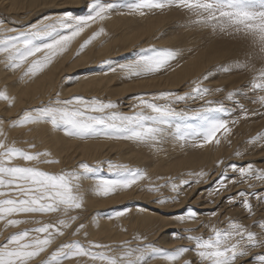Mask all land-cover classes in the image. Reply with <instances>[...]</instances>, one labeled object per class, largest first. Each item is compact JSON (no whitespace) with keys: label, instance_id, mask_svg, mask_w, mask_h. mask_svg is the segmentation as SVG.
Masks as SVG:
<instances>
[{"label":"rangeland","instance_id":"1","mask_svg":"<svg viewBox=\"0 0 264 264\" xmlns=\"http://www.w3.org/2000/svg\"><path fill=\"white\" fill-rule=\"evenodd\" d=\"M102 2L116 5L108 13L116 18L122 17L124 21L129 22L130 20V22H135L134 27L136 29L142 26L141 24L145 21L150 22L154 27L152 33L149 37H144V39L142 38L143 40L140 39L138 42L131 44L125 51L111 54L96 62L91 61L86 64H80L71 70L73 73L65 70L63 72L64 74L62 73L63 75H60L61 82L59 81L58 87L54 92L50 91V94L47 93L43 98L38 97L36 99L37 103L32 105L25 104L20 109H17L18 111L15 109L16 99L8 93L7 89L16 88L21 82L29 83L43 76L57 65V62L52 64L55 58V61H57L64 53L71 55L67 63L69 65L78 60L80 56L89 53L90 50L97 51L101 49L117 36L107 27L106 22L100 21L99 24V21H97V25L93 24L89 28L91 30L88 29L85 32V36L83 35L80 38L78 37V39H74L78 42L77 44L73 40L65 51L56 55L59 56L58 58L55 57L45 69L38 72L35 76L23 75L27 65L17 70L7 69L5 73L10 77L8 76V80H0V90L6 91L7 95L13 100L11 104L8 101L0 100V121L4 122L3 131L5 136H7L8 130L12 128L10 124L19 119L24 111L39 107L42 104H47L50 99H55L56 93H60V88L64 89V92L67 93L63 95L60 93L61 99H67L74 95H80L85 98L96 97L105 102H115L117 108L110 111L131 114L139 110V108L134 107V105L138 104L137 97L143 96L146 99H150L153 94L164 91H176L183 95L191 91L193 81L202 80L205 76L208 78L202 80V86L210 89V93L204 99H189L175 104L174 107L178 111L185 110L191 113L202 107L216 108L223 105L225 110L215 112L213 115L218 119L228 121V127L231 131L227 134L223 133V131L217 133V138L220 140L218 145L213 142L211 144H205L203 147L194 146L193 141L186 143L177 142L171 138L166 139L158 145L110 138L113 141L116 140L127 147H131L134 152L144 157V161L143 163H132L121 159L113 152L100 159V161L105 163L98 168L94 176L113 178L109 174L107 164V162L111 161L113 164H124L134 169H140L146 174V178L138 181L130 189L122 190L117 194L107 197L98 196L92 192L91 189L94 184V179H82L80 183L84 197L90 195L92 199L96 198L95 200L102 204L97 208H89L87 205V208L84 203L83 208L71 212L70 215L77 216L78 219L69 229L65 230L63 236H58L49 249L33 260L31 264H43V261L47 260L60 244L73 240L79 241L85 246H89V242L106 245L112 249L109 252L110 255H119L123 252L121 246L125 245L126 242L127 246L132 248L142 244H151L165 251H171L179 247L194 249L195 246L192 241L181 237L192 235L207 238L211 235L213 225L220 228L226 227L229 219L236 220L250 227L254 232H259L260 229L254 225V222L257 224L264 222V201L257 199L258 196L264 195V182L258 181L254 177L247 179V182H245L241 179L239 172L234 171L231 167V165H236L238 169L239 167H246L248 164H252L255 170H264V140L255 142L257 134L264 135V107L258 102H253L257 101L258 97L264 95V93L252 88L254 77L258 75L260 69H264V55L260 53L259 47L253 45L250 38H245L242 35L221 34L218 31H213L211 27L198 25L195 23L196 17L184 9L171 7L140 15L139 12L131 11L132 6L138 3V0H102ZM91 3L92 0H78L77 2L64 5L62 9H36L32 12L20 14L23 20L13 18L12 15L2 12L1 9L0 23L5 24L4 26L7 25L6 27L22 31V29L26 30L24 28H28L32 24L41 23L45 17H54L65 12L73 16H86L91 12L89 8ZM100 27L104 28L106 34L97 37L83 50H80V45L83 41ZM78 40H80V43ZM40 42H47V40L42 39ZM70 47L73 48V54H71L72 49ZM119 48H115L116 50L113 49L114 52L119 51ZM161 49H172L176 53V59L171 61L170 67L167 70L141 78H125V73L120 68L121 65L130 64L142 56H151L154 54L153 50L158 51ZM42 55V53H37L35 58H42ZM72 57L74 61H72ZM192 57H202L203 65H207L200 73L187 79L178 87L166 86L164 81L169 75ZM31 59L33 58H29V61ZM105 61H108V63H105ZM66 68L68 69L67 66ZM103 73L107 77H113L115 79L114 87L117 90L130 84L160 81L161 84L156 83L150 87L136 89L123 96L117 95L120 91H117V93H102L100 95L94 94L93 96V93L85 94L76 90V82L79 77L92 78L94 75ZM216 89H221V91H216ZM230 93L234 95L230 97ZM206 101H211L212 103L206 104ZM156 102L160 104L165 103L164 100H157ZM10 110L15 113L9 114ZM185 122L196 123V121L191 119ZM46 124L53 131L55 130L50 124ZM32 127L31 124L17 126V128L14 127L19 131L20 135L22 134L21 139L18 138L19 140L17 139V143L15 142V144L17 147L30 152H44L45 150L40 148V145L31 134ZM54 132L64 136L66 139L78 140V142H97L109 138L105 135H100L96 138L79 139L70 137L64 132L61 133L62 131L59 130H55ZM3 138L0 137V139ZM6 139H8V143H12V140H9L8 136ZM29 145H35V147L30 148ZM48 159L58 160L59 163L48 164V167L42 164L37 166L44 171L57 174L61 170L70 171L76 169V171H82L78 169V165L81 162H85L94 167L97 165V162L94 160H80L75 158L70 164H63V166L61 165L60 159L56 157H48ZM15 163L21 166L25 164L22 160H16ZM177 165L179 166L177 167ZM153 169L154 171H151ZM196 173H203L204 175H192ZM225 176L227 177L226 186L216 191L220 181ZM169 179L177 185H179L180 180H188L191 183L181 187L179 195L172 191L170 184L165 187H160L158 192L150 190L153 187L165 185ZM249 184L252 187H249ZM240 192L246 193L253 207V215H250L243 208V198L238 195ZM120 194H124L127 197H122L121 199L119 198L121 196ZM229 197L232 198L231 201ZM158 198L164 199L167 202L158 203ZM189 210H193L197 214L195 219L187 218ZM213 212L216 214L212 215ZM118 213L122 214L118 215ZM146 213H152L154 217L149 218ZM180 216H185L186 219L181 222L179 220ZM59 218H61L59 213L31 217V219L51 223H56ZM105 221L107 222L106 224H109V230L113 234H116V238L114 235L110 239L107 235L100 237L91 235L90 226L101 228ZM80 223H83L85 228L74 235L73 233ZM136 223H139L142 227L136 225ZM34 226L33 224H22L17 227H6L5 222L0 221V242L11 233ZM189 229H194L195 231L189 232ZM137 237L141 239H137ZM107 250L92 249V251ZM256 254H264V249H253L249 257L242 258L240 264H257L254 259ZM186 260L191 261L192 264H200L195 251L184 253L175 264H183ZM156 262L158 264H172L171 261H168L162 256L148 260L149 264H157ZM61 264H104V262L99 260L92 261L89 257H76L63 260Z\"/></svg>","mask_w":264,"mask_h":264},{"label":"snow or ice","instance_id":"2","mask_svg":"<svg viewBox=\"0 0 264 264\" xmlns=\"http://www.w3.org/2000/svg\"><path fill=\"white\" fill-rule=\"evenodd\" d=\"M114 7L116 5L112 3L92 0L89 5L91 12L86 16H73L65 12L54 17H45L41 23L32 24L22 31L0 23V57L3 58L6 68L17 70L27 65L23 75L35 76L45 69L58 53L65 51L81 33L97 21H103ZM171 7L184 9L193 14L196 17L195 23L202 27H211L213 31L221 34L250 38L253 45L258 46L260 53L264 55V0H138L131 11L145 15L147 12ZM102 34L106 33L104 28L100 27L83 41L80 50ZM42 39H46L47 42H40ZM153 51L154 54L151 56H142L130 64L121 65L125 78H141L163 72L170 67L171 61L176 59V53L172 49ZM37 53H42V58H35ZM29 58L33 59L29 61ZM207 78L205 76L202 80ZM202 80L193 81L191 91L183 95L176 91H164L153 94L150 99L137 97L138 104L134 107L139 110L131 114L110 111L117 108V104L112 101L105 102L96 97L85 98L80 95L61 99L60 93L57 92L55 99L26 110L19 119L10 124V127L48 123L53 129L79 139L105 135L109 138L152 145L163 143L169 138L177 142L193 141L194 146L197 147L213 142L218 145L220 140L217 138V133L223 131L227 134L231 131L228 121L213 115L215 112L224 111L223 105L216 108L202 107L191 113L185 110L178 111L174 107L175 104L189 99H204L211 90L202 86ZM252 88L264 93V69H260L258 75L254 77ZM232 95L234 94H229L230 97ZM0 100L11 104L12 98L6 91L0 90ZM157 100H164L165 103H157ZM253 102H258L264 107V95H260L258 100ZM188 119L196 123H186ZM3 123L0 121V137H4L0 139V221H4L6 227H17L22 224L35 226L11 233L0 242V264H31L49 249L58 236L65 234V230L78 219L70 213L83 208L84 195L80 183L82 179H94L92 192L107 197L130 189L138 181L146 178V174L140 169L124 164H113L111 161L107 164L109 174L113 178L94 176L98 168L105 163L103 161L98 162L95 167L81 162L78 169L82 171L61 170L58 174L44 171L37 165L59 163V161L48 159L51 154L47 151L30 152L17 147L14 141L8 143L3 131ZM260 140H264V135L257 134L255 142ZM16 160H22L25 164L17 165ZM231 167L239 172L245 182L253 177L264 182V170L257 171L252 164L238 169L236 165ZM226 181L225 176L216 191L225 187ZM190 183L191 181L188 180H180L177 185L169 179L165 185L150 190L158 192L160 187L170 184L172 191L179 195L180 188ZM249 187L252 185L249 184ZM238 195L243 198V208L253 215V207L246 193L240 192ZM257 199L264 201V195L258 196ZM229 200L231 201L232 198L229 197ZM157 202L167 201L158 198ZM54 213L61 215L56 223L31 219L36 215ZM196 215L193 210H189L187 218L195 219ZM185 219V216L179 217L181 222ZM254 225L259 227V232H254L250 227L229 219L226 227L213 225L211 235L207 238L192 235L181 237L192 241L194 249L179 247L171 251L159 249L151 244L132 248L128 247L126 242L121 246L123 248L121 254L110 255L112 249L109 246L94 242H89V246H85L73 240L60 244L50 257L43 261V264H61L63 260L76 257H89L92 261L99 260L104 264H148L149 259L160 256L175 264L184 253L189 251H195L200 264H240L242 258L249 257L253 249H264V222L258 224L254 222ZM84 228L85 225L80 223L73 234ZM137 239L141 238L137 237ZM93 248L108 250L92 251ZM254 259L257 264H264V254H256ZM183 264H192V262L186 260Z\"/></svg>","mask_w":264,"mask_h":264},{"label":"bare ground","instance_id":"3","mask_svg":"<svg viewBox=\"0 0 264 264\" xmlns=\"http://www.w3.org/2000/svg\"><path fill=\"white\" fill-rule=\"evenodd\" d=\"M77 1L78 0H0V11L2 9V12H5L8 15H12L13 18H15L17 20H20V19L23 20V18H22V16H20V14L32 12L36 9H45V10L46 9H62V7H64V5L74 3ZM79 3H80V1H79ZM103 21L106 22L107 27L110 28L111 32L113 31L114 35L117 37L113 38V40L110 43H108L107 45H105L104 47H102L101 49H99L97 51L90 50L89 53H87L86 55L80 56L79 59L76 61H74V59H73L74 55H73L72 61H74V62L69 64V65L67 63H68L69 58H70L69 56H71L70 54L66 55V53H64L65 55L62 54L60 57L56 56L57 58L58 57L59 58L57 61H55L56 60V58H55V60H54V62H52V64L57 62V65H55L49 71L47 70L48 71L47 73L43 72V73H45L43 76H41V77L37 78L36 80L31 81L29 83L28 82L27 83L21 82L20 85L16 88L7 89L8 93L13 95L16 99V105H15L16 110L20 109L25 104L26 105L35 104V103H37L36 99H38V97L43 98L50 91L54 92L58 87L59 81L61 82V80H60L61 76L60 75L63 72H65V70L72 72L71 70L74 69L75 67L79 66L80 64H86V63H89L91 61L96 62L97 60H100V59L107 57L111 54H114V53L117 54L121 51H125L128 49L127 47H129L131 44L138 42L142 38L144 39V37H146V38L149 37L150 34L152 33L153 29H154L153 25L147 21L142 23L141 24L142 26L137 27V29H136L134 27L135 22H130V20H129V22H127L126 20L124 21V19L122 17L116 18L115 16H113L112 14H109V13ZM162 21L164 22V20H162ZM159 22H160V19H159ZM17 23H19V21H17ZM99 24H100V21H99ZM158 24H157V26H158ZM161 25H162V23H161ZM24 29H27V28H24ZM88 29H86L78 37L79 38L82 37L85 34V32H87ZM155 29H157V28H155ZM89 30H91V29H89ZM86 36H87V34H86ZM78 37H77V39H78ZM78 41L80 43V40H78ZM74 42H75V44L78 43L75 40H74ZM75 47H77V46H75ZM117 47H120L119 48L120 50L114 52L113 49H115ZM73 48H71L72 49L71 54H73ZM88 49H90V48H88ZM201 58L202 57L189 58L187 61H185L182 64L181 67H179L178 69H176L173 73H171L169 75V77L164 81L165 82L164 84L166 86L169 85L170 87H178L187 79H189L192 76L200 73L201 70H203V68L207 65V64L205 66L203 65V63H202L203 61ZM66 66L68 67V69L66 68ZM7 69L8 68H6L4 63H3V58L0 57V80L1 81L5 80V79H7V80L9 79L10 76L5 73ZM160 82H152V83L147 82V83H139V84H130L127 86H123L121 89L117 90L114 87L115 79L113 77H107L103 73V74L94 75V77H92V78H84L83 76L79 77L77 79V82H76L77 83L76 90H79L80 92H83L85 94L93 93V96H94V94L100 95L102 93H109V92L110 93H117V91H120V93H117V95L123 96V95H126V94L136 90V89H140V88H144V87H150V86L155 85L156 83H160ZM64 91H65L64 89L60 88V93L62 95L67 94ZM67 92H69V91H67ZM113 96H115V95H113ZM15 109H14V111H15ZM14 111L10 110L9 114L15 113ZM23 113H22V115H23ZM31 125L33 126L31 134L35 138V140L38 142V144L40 145V148H43L45 151L49 152L51 154L50 157H56V158L60 159L61 165L70 164L72 162V160L75 158L80 159V160L81 159L94 160L95 162L98 163V162H100V159L103 156H105V155L107 156L113 152L116 153L117 156L120 157L121 159L132 162V163H143V161H144V157L141 154L134 152L131 149V147H127L126 145L119 143V141H116V140L113 141L110 138H106V139H103V140L97 141V142H95V141L78 142V140L77 141L69 140V139H66L64 136H61L60 134L54 132L55 130L53 131L46 123H38V124H31ZM16 128L12 127L10 130H8L6 135L8 136L9 140L11 139L12 142L14 141L17 143V139L18 138L21 139L20 137L22 134L20 135L19 131H17ZM61 133H63V131ZM26 134H27V132H26ZM37 148H39V147L37 146ZM135 148H136V146H135ZM42 165H44L45 167H48V164H42ZM178 166L179 165H177V167ZM146 167H148V166H146ZM68 168H69V166H68ZM53 170L56 171L55 169H53ZM151 171H154V169ZM80 182H82V180ZM83 189H85V188H83ZM124 194H125V192H124ZM124 194L123 195L120 194L121 196L120 195H117V196H120L119 198L122 199V197L123 198L127 197ZM95 199H92L90 197V195L86 196V197H84V203L86 204V206L88 205L89 208L90 207H96L97 208L102 203H99ZM88 206H87V208H88ZM146 215L149 218L154 217V215L152 213H146ZM106 223L107 222L105 221V223L102 224L101 228H97L95 226L89 225L91 235H94V237H100L102 235H107L109 237V239L114 235V237L116 238V236H115L116 234H113L112 231L109 230V226H108L109 224H106ZM136 225L142 227L139 223H136ZM117 239H118V237H117Z\"/></svg>","mask_w":264,"mask_h":264}]
</instances>
